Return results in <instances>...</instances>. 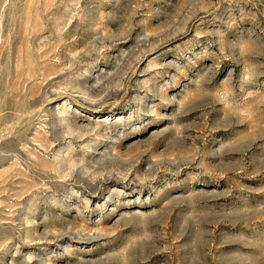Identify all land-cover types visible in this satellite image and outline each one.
I'll return each instance as SVG.
<instances>
[{
    "label": "rangeland",
    "instance_id": "374dc122",
    "mask_svg": "<svg viewBox=\"0 0 264 264\" xmlns=\"http://www.w3.org/2000/svg\"><path fill=\"white\" fill-rule=\"evenodd\" d=\"M0 264H264V0H0Z\"/></svg>",
    "mask_w": 264,
    "mask_h": 264
}]
</instances>
